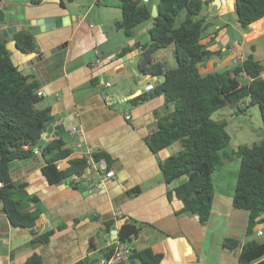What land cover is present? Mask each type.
<instances>
[{"label":"crops","instance_id":"obj_1","mask_svg":"<svg viewBox=\"0 0 264 264\" xmlns=\"http://www.w3.org/2000/svg\"><path fill=\"white\" fill-rule=\"evenodd\" d=\"M149 1L153 6L160 0ZM204 1L206 15H215L222 22L212 23L207 17L213 29L210 31L209 27L202 40L212 50H223L202 66L203 71H214L223 63L243 59L244 41L249 42L251 37L254 40L264 32V27L256 32L251 24L249 31L243 33L245 40L237 41L228 32L231 25L241 27L235 12L236 0ZM1 4V12H5L9 20L53 14L68 16L66 19L69 15L76 16L66 26L34 34L37 49L31 53H23L16 47L14 33L3 36L1 29L5 24L2 22L0 34L7 39L6 45L15 64L23 65L24 72L35 74L41 83L43 93L39 107H49L53 116L51 133L44 143L63 138L72 149L69 157L59 160V166L66 168L71 158L83 157L87 147H94L107 155L109 167L116 175L104 178L95 173L91 180L71 177L51 185L41 171L46 161L40 148L33 158L16 161L11 170L13 178L19 184H26L28 197L37 195L39 198L28 199L24 208L40 210V217L33 228L15 227L0 202V264H22L33 253L41 255L42 264H76L80 260H86V264H101L107 258L108 248L117 240L113 238L114 230H119L123 221L144 222L130 243L137 249L150 247L162 253L164 259L160 264H238L229 259L227 253L232 251L223 246L224 238L229 236L226 233L217 234L215 247L214 244L208 247L212 211L206 223L201 222L197 214H177L184 201L169 194L187 177L166 183L159 163L179 150L177 144L154 153L145 140L159 117L172 109L164 95L139 102L131 100L150 91L146 89L148 84L155 86L164 79L160 75L143 73L144 76H140L139 66L132 67V62L140 55L139 43L150 41L152 22L139 24L135 36L127 37L115 25L122 17L118 0H39V3L2 0ZM59 44L63 45L62 49L44 54ZM125 46L130 49L124 51ZM97 51L101 52L100 57ZM125 61L131 62L129 67L133 71ZM154 61L167 64L155 54ZM107 73L116 83L106 79ZM106 82L111 85L106 86ZM108 93L112 94V104L105 101ZM127 114L131 117L127 118ZM74 126L78 127L75 135L70 132ZM80 141L84 147L77 148ZM134 187H139L140 191L129 194ZM19 195L25 197L23 192ZM216 198L215 191L214 202ZM117 212L122 216L116 218ZM109 220L114 224L107 231ZM243 221L246 232L248 212L243 214ZM49 230H54L49 242L35 241L37 235ZM262 231L264 233L263 228ZM120 264L139 263L128 259Z\"/></svg>","mask_w":264,"mask_h":264},{"label":"trees","instance_id":"obj_2","mask_svg":"<svg viewBox=\"0 0 264 264\" xmlns=\"http://www.w3.org/2000/svg\"><path fill=\"white\" fill-rule=\"evenodd\" d=\"M32 1L39 3V0ZM118 6L122 17L115 25L127 37L135 36L139 24L152 22L150 41L139 43V69L144 74L160 75L164 79L152 91H145L131 100L139 102L164 95L167 104L172 106L169 113L159 117L145 140L154 153L180 142V150L159 161L166 183L187 177L170 192L169 197L175 194L186 200L177 214H197L200 221L206 223L215 197L211 175L222 164V152L230 142L227 121L213 119L212 115L225 105L238 106L243 99L249 98L250 104L259 105L264 128V64L250 53L224 71H203L202 66L223 51L212 50L209 44L202 42L210 27L206 13H203L204 0H160L155 17L149 0H118ZM235 12L241 27L247 32L251 24H257L264 18V0H236ZM182 13L184 17L179 20ZM13 39L23 53L37 49L35 35L29 30L15 32ZM6 43L7 39L0 34V181L3 182L0 202L13 226L33 228L40 217V210L25 209L24 200L36 201L39 198L37 195H19L25 188H18L20 182L13 178L10 163L35 156V146L42 138L50 108L39 107L42 95L38 94L41 88L38 77L18 69L19 65L15 64ZM169 46L175 49V67H168L164 61H154V52ZM128 49L129 46L124 51ZM40 150L46 161L41 171L51 185L86 171L87 159L84 156L71 158L66 168L59 166V160L72 153L63 138L44 143ZM237 154L241 163L233 206L248 212L246 234L250 238L242 243L237 237L226 236L223 246L237 253L238 264H264V240L252 238L259 225L264 224V137L251 146L241 145ZM95 156L107 155L97 152ZM139 191V187H134L128 193L132 195ZM106 223L109 231L114 222L109 220ZM143 224L123 221L117 240L131 242ZM53 233L54 230L41 233L35 241L47 243ZM113 249L114 245L108 248L107 258ZM129 259L139 264H160L164 255L150 247L137 249L132 246ZM86 262L80 260L76 264ZM22 264H42V257L33 253Z\"/></svg>","mask_w":264,"mask_h":264},{"label":"rangeland","instance_id":"obj_3","mask_svg":"<svg viewBox=\"0 0 264 264\" xmlns=\"http://www.w3.org/2000/svg\"><path fill=\"white\" fill-rule=\"evenodd\" d=\"M91 1V0H86ZM121 12V9H118ZM205 13V9L203 10ZM121 17V16H120ZM184 13L179 15L178 19L182 20ZM212 23H222L215 15L207 16ZM149 21L143 22L147 24ZM264 21L254 24L253 27L256 32L263 29ZM142 25V24H141ZM213 27H210V31ZM137 32V31H136ZM228 32L237 41H244L243 36L244 29L242 27L235 28L233 25L228 27ZM208 34V32L206 33ZM234 43V42H233ZM244 53L247 56L250 53L254 54L256 59H259L264 64V32L257 36L254 40L252 37L249 42L243 43ZM254 45V49H252ZM126 47V46H125ZM220 50V49H219ZM155 56L161 60H166L169 67H175L177 65V58L175 56V51L173 46L161 48L154 52ZM132 62V67L138 68L139 57ZM232 59V58H231ZM235 61L230 63H223L220 68L215 70L224 71L232 67ZM126 66H130V61L124 62ZM129 67V70L133 71V68ZM106 79H109L112 83H116V79L109 73L106 74ZM137 75V74H135ZM39 105V104H38ZM213 119L216 120H226V131L230 135L229 145L222 152L224 154L222 164H220L217 169L212 173L211 178L215 186V191L217 198L215 199L212 219L209 223V237H208V247H215L217 234L224 232L229 236H236L242 241L248 240L250 237L247 236L245 229L243 227V214L246 211L242 209H237L233 206V195L235 192V187L237 183L238 172L240 168L241 159L237 154V150L241 145H253L261 141L264 137L263 120L261 116V111L258 104H250L249 98L243 99L238 106L225 105L220 109L216 110L213 115ZM179 150L182 148L180 142H176ZM25 197H28L26 189L23 191ZM28 199L24 200L26 204ZM264 230V225L262 226ZM259 241L264 240L263 235L255 234L252 236ZM96 241L101 244L98 235L96 236ZM208 253V252H207ZM230 260H236L235 257L237 253L235 251L227 253ZM208 256V254H207ZM238 263V261H237Z\"/></svg>","mask_w":264,"mask_h":264},{"label":"built area","instance_id":"obj_4","mask_svg":"<svg viewBox=\"0 0 264 264\" xmlns=\"http://www.w3.org/2000/svg\"><path fill=\"white\" fill-rule=\"evenodd\" d=\"M0 10H2V4L0 2ZM97 55L100 57L101 52L97 51ZM239 59V60H238ZM237 62L242 61L241 58H238ZM100 61V58L97 59V62ZM111 82H106V86H110ZM154 88V84L150 83L146 86V89L151 90ZM43 91L39 90L38 94L42 95ZM105 101L107 104H112L113 103V98L112 94L108 93L105 96ZM127 118H130V114H127ZM78 131V127L74 126L71 128L70 132L71 134L75 135L76 132ZM77 148H82L84 147V144L80 141L79 143L76 144ZM98 152V150L94 147H87L83 153V156L86 157L87 159V167L86 171L78 176L75 175L72 178L74 180H81V179H86V180H91L93 177V174L97 173L100 176L104 178H111L115 177L116 173L113 169H110L109 167V162L105 156H101L99 158H96L95 154ZM101 177V178H102ZM3 186V182L0 181V187ZM121 213L117 212L116 213V218L121 217ZM258 235H263L262 228L258 230L257 232ZM114 249L111 255L108 258H105L101 264H120L125 262L126 260L129 259L131 250H132V244L130 242H122L119 240H116L114 242Z\"/></svg>","mask_w":264,"mask_h":264},{"label":"water","instance_id":"obj_5","mask_svg":"<svg viewBox=\"0 0 264 264\" xmlns=\"http://www.w3.org/2000/svg\"><path fill=\"white\" fill-rule=\"evenodd\" d=\"M158 15V6L153 5L152 6V16L155 17ZM64 15H50V16H39V17H30L26 18L22 21L20 20H12L8 19L5 12H0V22L5 24V27L1 29L2 34L4 37H8L10 34L18 32L20 30L28 29L30 30L33 34H38L41 32H47V31H52L54 28H61L63 26L68 25L71 21L76 19V16L74 15H69V19H66ZM68 20V22H67ZM63 48L62 44H59L55 47H52L48 51H46L44 54L45 55H50L52 52H55L57 50H60ZM19 70H23V65L18 66ZM140 76H144L142 71H139ZM53 121V116H50L45 123L44 130L45 133L43 134L42 138L39 140V142L35 146V151H38L40 146L45 142L46 139L49 138V135L51 133V123ZM173 153V152H172ZM15 164V161L11 162L10 165L13 167ZM26 184L21 183L18 185V188H23ZM186 201V200H184ZM114 239L118 238V230H114ZM167 264H172V263H167Z\"/></svg>","mask_w":264,"mask_h":264}]
</instances>
